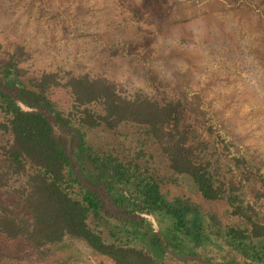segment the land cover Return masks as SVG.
I'll list each match as a JSON object with an SVG mask.
<instances>
[{"label":"trees","instance_id":"obj_1","mask_svg":"<svg viewBox=\"0 0 264 264\" xmlns=\"http://www.w3.org/2000/svg\"><path fill=\"white\" fill-rule=\"evenodd\" d=\"M4 54L6 85L46 107L76 143L70 154L45 112L24 110L0 88V235L27 240L43 257L80 240L91 254L84 264H205L184 256L264 264V156L238 141L199 90L154 93L76 66L34 70L24 45L5 52L0 43ZM86 163L123 206L159 215V232L147 217L107 231L76 173Z\"/></svg>","mask_w":264,"mask_h":264},{"label":"rangeland","instance_id":"obj_2","mask_svg":"<svg viewBox=\"0 0 264 264\" xmlns=\"http://www.w3.org/2000/svg\"><path fill=\"white\" fill-rule=\"evenodd\" d=\"M234 1L0 0V43L5 52L26 46L33 68L76 66L119 85L173 95L179 84H188L215 107L240 143L264 156V1L247 0L233 10ZM1 69L0 88L24 110L45 112L72 154L73 134L20 87L7 86ZM86 164L83 174L79 166L76 173L99 200L107 231L134 229L131 219L147 217L159 232V215L123 206L98 170ZM123 187L135 195L132 186ZM72 245L67 253L43 257L27 240L0 235V264H71L76 255L77 264H84L88 247L80 240Z\"/></svg>","mask_w":264,"mask_h":264},{"label":"water","instance_id":"obj_3","mask_svg":"<svg viewBox=\"0 0 264 264\" xmlns=\"http://www.w3.org/2000/svg\"><path fill=\"white\" fill-rule=\"evenodd\" d=\"M181 260H187V259H197L205 264H214V263H211V262H207L206 260H204L203 258L201 257H198V256H184V257H181L180 258Z\"/></svg>","mask_w":264,"mask_h":264}]
</instances>
